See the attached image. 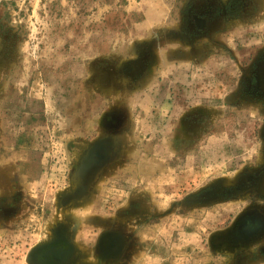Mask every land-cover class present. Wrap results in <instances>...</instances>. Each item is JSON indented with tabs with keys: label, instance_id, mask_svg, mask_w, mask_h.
<instances>
[{
	"label": "rangeland",
	"instance_id": "rangeland-1",
	"mask_svg": "<svg viewBox=\"0 0 264 264\" xmlns=\"http://www.w3.org/2000/svg\"><path fill=\"white\" fill-rule=\"evenodd\" d=\"M0 264H264V0H0Z\"/></svg>",
	"mask_w": 264,
	"mask_h": 264
}]
</instances>
